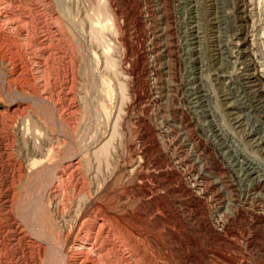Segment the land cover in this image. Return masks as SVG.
I'll use <instances>...</instances> for the list:
<instances>
[{
    "label": "rangeland",
    "instance_id": "374dc122",
    "mask_svg": "<svg viewBox=\"0 0 264 264\" xmlns=\"http://www.w3.org/2000/svg\"><path fill=\"white\" fill-rule=\"evenodd\" d=\"M243 2L0 0V264H264Z\"/></svg>",
    "mask_w": 264,
    "mask_h": 264
},
{
    "label": "bare ground",
    "instance_id": "6f19581e",
    "mask_svg": "<svg viewBox=\"0 0 264 264\" xmlns=\"http://www.w3.org/2000/svg\"><path fill=\"white\" fill-rule=\"evenodd\" d=\"M244 0H239V4H237L236 5V7L234 6V8H233V11H232V14H231V17L233 16L234 17V20H236V21H241L243 18H246L247 16H241L240 14L241 13H243L244 12V10H245V6H246V4L243 2ZM7 2V1H6ZM240 3H242V4H240ZM4 4H6V3H4ZM195 6V5H194ZM196 8V7H195ZM2 10V9H1ZM196 10V9H195ZM4 11V10H3ZM194 11V10H193ZM4 13V12H3ZM1 16H3V14H2V12L0 11V17ZM20 16V15H19ZM219 17V16H218ZM217 17V18H218ZM9 19V18H8ZM1 20V19H0ZM3 20V19H2ZM4 21V20H3ZM8 21V20H7ZM7 24V23H6ZM242 25L240 24L238 27H241ZM5 27V26H4ZM243 28H242V30L241 29H239L241 32L242 31H244L245 33L244 34H246V36H247V28L246 29H244V26H242ZM12 28V27H11ZM191 29V32H193L194 31V27H191L190 28ZM189 29V30H190ZM188 31V30H187ZM49 33V32H48ZM196 33V32H195ZM44 34H46V33H44ZM188 34V33H187ZM45 36V35H44ZM43 37V36H42ZM46 37V36H45ZM44 38V37H43ZM47 39V38H46ZM50 39V38H49ZM48 42V41H47ZM46 42V43H47ZM39 43H43V42H39ZM40 45V44H39ZM43 45V44H42ZM37 48H39V47H37ZM39 50V49H38ZM42 51V50H41ZM185 53V52H184ZM187 53V52H186ZM188 54V53H187ZM40 62V61H39ZM200 62V61H199ZM34 63H35V61H34ZM41 64V63H40ZM251 66H252V69H255V63H252L251 64ZM250 70H251V67H250ZM253 74V73H252ZM254 76V75H253ZM249 86H251V85H249ZM262 88H263V84H262ZM184 90V89H183ZM198 90V89H197ZM190 93V92H189ZM261 96V95H260ZM259 97V96H258ZM199 98V97H198ZM196 99V98H195ZM201 99H203V98H201ZM261 101H263L264 102V96L262 95L261 96ZM259 100V99H258ZM203 101V100H202ZM260 101V102H261ZM198 102H199V100H198ZM200 108V107H199ZM204 110V109H203ZM6 111H9V109L8 110H6ZM197 112V111H196ZM200 112V111H199ZM197 114V113H196ZM209 114V113H208ZM202 115V114H201ZM206 115V114H205ZM211 116V115H210ZM192 118V117H191ZM197 119V118H196ZM207 119V118H206ZM206 119H205V121H206ZM235 121L236 122H241V117L239 116V115H237L235 118ZM194 120V119H193ZM203 120H204V118H203ZM195 121V120H194ZM211 122H212V120H211ZM208 123V122H207ZM202 127V126H201ZM205 129V128H204ZM174 130V129H173ZM202 130V129H201ZM169 131V130H168ZM186 131V130H185ZM185 133V132H184ZM212 133V132H211ZM215 133V132H214ZM216 135V134H215ZM211 136V135H210ZM215 138V137H214ZM214 146V145H213ZM258 146V145H257ZM232 155V154H231ZM233 156V155H232ZM235 160V159H234ZM237 163V162H236ZM242 163V162H241ZM240 163V164H241ZM231 167V166H230ZM240 170L242 171L241 173H242V175L241 176H244L245 178H249V176H251L254 172H256L255 170H252V169H250V168H245V166L242 164V166H240ZM254 178H255V176H254ZM259 182V181H258ZM260 182L262 183H264V179L262 180V179H260ZM256 183V182H255ZM35 238V237H34ZM87 257V256H86ZM84 260H86V258L84 259ZM84 260H83V262H84ZM82 261V260H81ZM89 261H91L90 259H89ZM97 262V261H96ZM85 264V263H84Z\"/></svg>",
    "mask_w": 264,
    "mask_h": 264
}]
</instances>
